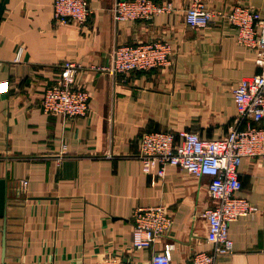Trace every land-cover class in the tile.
I'll list each match as a JSON object with an SVG mask.
<instances>
[{"label": "crops", "instance_id": "crops-1", "mask_svg": "<svg viewBox=\"0 0 264 264\" xmlns=\"http://www.w3.org/2000/svg\"><path fill=\"white\" fill-rule=\"evenodd\" d=\"M85 1L92 10L86 24H55L54 0H9L0 13V82L9 84L0 87V181L7 185L0 264H96L108 256L151 264L167 244L173 264H190L196 252L212 249L201 215L214 204L211 178L176 166L158 175L137 157L140 137L161 130L225 135L237 116L233 89L263 66L222 18L187 24L192 0H156L175 9L128 21L114 19L119 0ZM205 2L225 12L251 5L264 17V0ZM150 40L171 42V66L117 75L102 69L116 45ZM71 62L82 65L74 81L89 91V111L47 113L45 89ZM239 175V193L259 210L230 223L235 248L217 264H264V158H244ZM158 204L167 206L171 228L151 247H135L134 212Z\"/></svg>", "mask_w": 264, "mask_h": 264}, {"label": "built area", "instance_id": "built-area-1", "mask_svg": "<svg viewBox=\"0 0 264 264\" xmlns=\"http://www.w3.org/2000/svg\"><path fill=\"white\" fill-rule=\"evenodd\" d=\"M174 9L171 1L119 0L113 7V16L116 21L148 20ZM91 12L85 0H54L55 24H86ZM217 17L237 27L239 42L254 51L263 66L260 73L243 77L233 89L237 108L234 125L217 138H204L193 130L144 132L137 156L141 162L155 166L158 175H164L167 166H176L196 176L211 178L209 189L214 204L201 215L209 223L207 240L212 249L196 252L190 264H217L220 255L233 252L230 223L259 210L257 204L239 193V167L244 158H264V17L255 7L242 3L235 4L229 12L209 8L205 0H192L186 8V22L193 27L207 26ZM173 54L168 40L119 44L112 51L110 64L102 69L117 75L167 67L173 63ZM81 68L78 62L63 66L61 79L45 89L44 111L70 117L88 113L90 93L74 81ZM0 87L6 90L9 84L2 81ZM27 183L23 180L20 187L24 189ZM133 218L132 242L137 248L151 247L173 224L164 204L140 207ZM173 247L167 244L163 252L152 257L151 264H173ZM96 264L123 262L117 256H108Z\"/></svg>", "mask_w": 264, "mask_h": 264}, {"label": "water", "instance_id": "water-1", "mask_svg": "<svg viewBox=\"0 0 264 264\" xmlns=\"http://www.w3.org/2000/svg\"><path fill=\"white\" fill-rule=\"evenodd\" d=\"M9 0H0V13L5 9L6 4ZM7 201V185L5 180L0 181V214L3 215L5 212V205Z\"/></svg>", "mask_w": 264, "mask_h": 264}]
</instances>
